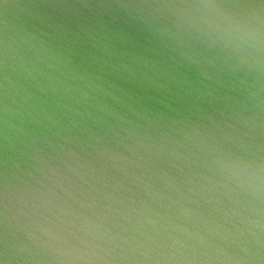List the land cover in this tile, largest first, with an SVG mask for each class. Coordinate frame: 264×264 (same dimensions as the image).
<instances>
[{
  "label": "water",
  "instance_id": "95a60500",
  "mask_svg": "<svg viewBox=\"0 0 264 264\" xmlns=\"http://www.w3.org/2000/svg\"><path fill=\"white\" fill-rule=\"evenodd\" d=\"M0 264H264V0H0Z\"/></svg>",
  "mask_w": 264,
  "mask_h": 264
}]
</instances>
